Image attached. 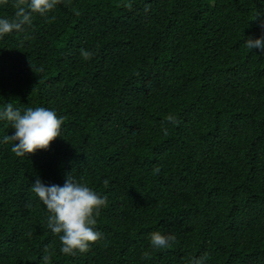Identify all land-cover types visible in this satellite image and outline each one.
Returning <instances> with one entry per match:
<instances>
[{"label":"trees","instance_id":"16d2710c","mask_svg":"<svg viewBox=\"0 0 264 264\" xmlns=\"http://www.w3.org/2000/svg\"><path fill=\"white\" fill-rule=\"evenodd\" d=\"M257 12L264 0H65L0 38V109L65 118L25 157L0 121V264H43L45 249L49 264H264V52L245 47L264 35ZM71 173L107 206L102 239L67 256L31 188ZM152 232L175 242L153 249Z\"/></svg>","mask_w":264,"mask_h":264},{"label":"clouds","instance_id":"9594fccd","mask_svg":"<svg viewBox=\"0 0 264 264\" xmlns=\"http://www.w3.org/2000/svg\"><path fill=\"white\" fill-rule=\"evenodd\" d=\"M7 3L8 0H0ZM70 3V0H68ZM65 0H14L15 12L12 17L0 18V38L15 32L24 31L30 26L35 16L44 18L51 23L55 16L49 19L57 5ZM65 6H68L65 4ZM78 14V13H77ZM254 20H259L264 28V14L257 12ZM248 49H259L264 52V35L258 39L249 37L245 42ZM82 57L90 59L93 53L81 50ZM64 117L58 116L54 110L45 107H27L23 112L8 102L0 109V121H6L14 134L4 135L3 143H12V152L17 157L34 155L37 151H47L52 143L61 138ZM166 121L178 125L177 118L169 114ZM164 135H168L167 127H162ZM160 172L155 167L153 174ZM31 191L39 198L49 213L47 228L59 236L60 252L67 256H74L77 252H86L90 244L102 239V233L96 230L97 217L100 210L107 206V197L100 195L95 189L78 181L73 174H69L63 186L46 185L39 177L32 184ZM175 242L174 235H164L160 232L150 234L153 249H167ZM43 264H49L50 256L45 249ZM145 258L149 254L144 253ZM207 254L200 258H192L189 264H205Z\"/></svg>","mask_w":264,"mask_h":264}]
</instances>
